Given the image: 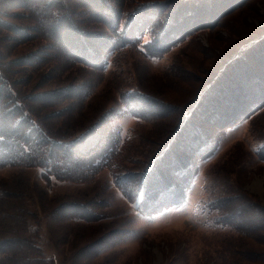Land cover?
<instances>
[{
  "label": "rangeland",
  "instance_id": "1",
  "mask_svg": "<svg viewBox=\"0 0 264 264\" xmlns=\"http://www.w3.org/2000/svg\"><path fill=\"white\" fill-rule=\"evenodd\" d=\"M69 1L73 18L79 19L82 5ZM204 1L208 5L201 12L207 18L211 13V18L201 21V27L186 26L182 35L170 39L177 43L163 55L149 58L132 49L123 50L110 57L111 63L104 72L84 66L67 67L36 88L47 92L59 84L77 81L76 87L84 84L91 91L81 100L59 103L71 106L64 113L67 119H62L63 115L42 119L57 136L81 133L93 122L97 126L83 137L97 136L110 122H104V118L100 121L101 115L120 108L121 95L131 89L161 101L165 107L157 105L156 111L163 109V116L149 121L137 122L129 112L114 118L113 126L122 135L130 131V138L111 170L97 169L82 179L70 169L64 175L67 177L45 179L39 167L0 165V264H264V145L258 148L264 141V108L252 117L231 118L229 124L212 121L215 113L211 108H192L188 121L199 125L211 139L212 148L207 156H197L195 149L191 151L182 143L183 134L179 135L174 151L179 158L188 159L193 169L175 183V193L166 190L156 201L142 206L136 198L127 197L113 179L117 171H145L191 101L221 65L251 41H259L254 51L258 58L246 54L253 74L248 80L256 75L264 77V0ZM187 2L110 0L113 7H120L125 13L142 5L160 4L157 9L164 8L162 15L166 16ZM186 10H179L174 22H181L177 15ZM5 20L15 21L13 16H6ZM187 21L175 26L180 29ZM143 27L144 23L135 29ZM85 28L107 31L97 21L85 22ZM10 33L0 28V38L7 35V39H0V52L14 70L11 77L18 79L31 69L25 66L30 60L26 54L39 48L35 40L15 42L17 37L10 38ZM149 37L146 32L143 41ZM169 43L168 38L162 45ZM48 52L44 48L40 53L48 59ZM46 65L41 72L48 70ZM17 84L22 92L35 93L36 79ZM34 105L41 113L48 111ZM234 109L225 107L221 114L226 118ZM164 162L157 165V170L163 175L173 174L174 165ZM221 197L229 199L225 210ZM212 207L216 211L210 210ZM242 207L244 214L239 211ZM238 217L243 222L235 228ZM17 238L28 248H20Z\"/></svg>",
  "mask_w": 264,
  "mask_h": 264
},
{
  "label": "trees",
  "instance_id": "2",
  "mask_svg": "<svg viewBox=\"0 0 264 264\" xmlns=\"http://www.w3.org/2000/svg\"><path fill=\"white\" fill-rule=\"evenodd\" d=\"M13 1L0 0V28L11 32L12 35H8L10 38L16 36L15 42L37 41L39 49L34 53L26 54L30 56V60L25 66L31 69L28 70L29 73L24 74V77L17 76L18 79L11 77L14 70L9 62L6 63L0 52V165L20 164L39 167L45 179L67 177L64 175H68L70 169L82 179L87 173L97 169L109 168L111 170L116 156L122 150L126 140L130 138V131L122 135L120 129L113 126L114 118L129 112L137 122L157 119L163 116V109L156 111V106L165 107V105L141 91L131 89L121 95L120 108L107 110L108 112L101 115L100 121L104 118V122L109 119L111 123L107 122L106 127L97 136L88 139L83 137L97 126L95 122L81 133L57 136L48 129L42 119L48 120L52 115H63L62 119H67L64 113L70 110L71 106H63L59 103L73 98L81 100L89 96L91 91L84 84L76 87L77 81L59 84L47 92L36 91V88L44 85L46 79L53 77L63 68L66 70L67 67L84 66L104 72L107 70V65L111 63L110 57L114 58L123 50L132 49L143 57H159L168 51L171 45L177 43L175 40L171 43V40L182 35L187 27H201L203 25L200 24L201 21L211 18V13L207 18L206 13L201 12L208 5L204 0H188L181 7L179 4L182 2H179V6L174 7L169 16L162 15L164 8L157 9L160 4L142 5L125 13L120 7H113L110 0H89L88 2L76 0L82 5V10L80 9V13L77 14L79 19L76 20L73 18L75 13L70 9L69 0H15V4ZM213 1L219 3L221 0ZM8 4L11 5L8 6ZM11 8L12 11L8 10ZM180 8L187 10L184 14L177 15L181 22L176 23L173 19H176ZM209 10L212 12L213 7ZM6 16H13L15 21H6ZM186 19L187 22L191 19L193 22L184 23L180 29L177 25L175 26V24H183ZM87 21L103 23L107 31L86 30L88 29L85 28ZM143 23L142 29H135L136 25ZM174 27L178 30L171 32ZM146 32L150 33V37L143 41ZM184 35L186 36V33ZM4 38L7 39V35H3L0 39ZM168 38L169 45H162V42H166ZM257 42L259 41L245 44L221 65L197 98L188 105V111L181 117L172 135L162 145L145 171L114 172L115 184L127 197L136 198L137 203L144 206V203L156 201L166 190L174 193L177 191L175 183L185 177L189 169H193V164L188 159L179 158L174 151L179 135L183 134L182 143L191 151L195 149L193 151L195 155L203 157L209 154L212 148L210 147L211 139L199 125L188 121L192 108H198L200 111L211 108L215 113L212 121L227 124L231 118L252 117L264 108V77L259 78L256 75L248 80L253 74L245 60L246 54L252 58H258L257 53L254 52ZM40 48L49 51L48 59L41 56L40 52L43 50ZM53 61L54 65H52ZM45 65L48 70L41 72ZM230 67L233 69L231 70ZM33 78L36 79V87L33 91L35 93L22 92L17 83H26L28 79ZM53 80L56 78L54 77ZM35 103L39 107L47 108L48 111L41 113V109L37 108ZM59 106H62L61 110L51 109ZM225 107L235 108L226 118L221 114ZM214 122L212 123L215 124ZM262 145L264 141L259 143L258 148ZM204 153L206 154L203 155ZM163 162L167 164L170 162L174 165L171 169L174 175L170 172L163 175L157 170V165ZM169 178L174 182H170ZM146 198L148 201L145 200ZM221 198L225 205H221V208L224 206L223 210H225L229 199L225 201L224 197ZM210 210L216 211V208L212 207ZM239 211L241 214L246 212L243 207ZM209 213L213 214V211ZM238 219L234 225L235 228L240 227L243 222V219ZM16 243L22 249L28 248L20 238H17Z\"/></svg>",
  "mask_w": 264,
  "mask_h": 264
}]
</instances>
